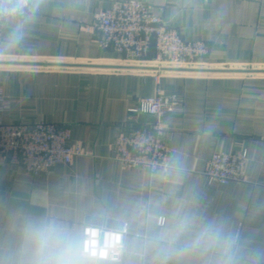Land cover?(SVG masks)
Instances as JSON below:
<instances>
[{"label":"crops","instance_id":"0c3cea01","mask_svg":"<svg viewBox=\"0 0 264 264\" xmlns=\"http://www.w3.org/2000/svg\"><path fill=\"white\" fill-rule=\"evenodd\" d=\"M116 0H39L18 43L0 22V88L6 121L71 129L85 154L31 177L0 166V264H56L41 242L55 230L82 247L86 224L127 223L120 262L80 264H264V0H143L185 40L210 55L196 66H158L105 50L88 31ZM160 88L180 104L168 115L171 168L151 173L111 158L138 100ZM244 148L247 181L210 182L215 150Z\"/></svg>","mask_w":264,"mask_h":264},{"label":"built area","instance_id":"2783aa9c","mask_svg":"<svg viewBox=\"0 0 264 264\" xmlns=\"http://www.w3.org/2000/svg\"><path fill=\"white\" fill-rule=\"evenodd\" d=\"M4 22V21H0ZM87 29L105 50L125 59L145 60L151 52L158 66L203 64L210 55V46L202 40H185L180 31L157 14L154 6L143 0H116L112 6L94 15ZM176 94L160 88L153 96L138 100L135 114H148L153 124L129 122L111 146V158L126 168H143L151 173H167L168 159L166 122L180 104ZM11 100L0 88V166L14 165L28 176H48L57 164H70L85 154L80 144L71 143V129L54 122L6 121ZM248 153L244 148L215 150L205 168L210 182L221 185L247 181ZM127 223L119 227L86 224L83 227L81 253L99 260L120 262L125 252Z\"/></svg>","mask_w":264,"mask_h":264},{"label":"clouds","instance_id":"9594fccd","mask_svg":"<svg viewBox=\"0 0 264 264\" xmlns=\"http://www.w3.org/2000/svg\"><path fill=\"white\" fill-rule=\"evenodd\" d=\"M39 9V0H0V21L6 22L11 31L9 39L18 43L25 35V27ZM45 246L57 253L56 264H80L81 249L78 241L59 235L55 230L41 237Z\"/></svg>","mask_w":264,"mask_h":264},{"label":"water","instance_id":"95a60500","mask_svg":"<svg viewBox=\"0 0 264 264\" xmlns=\"http://www.w3.org/2000/svg\"><path fill=\"white\" fill-rule=\"evenodd\" d=\"M252 72H264V70H250ZM139 123L141 124H153L155 122V118L151 115L141 113L139 114Z\"/></svg>","mask_w":264,"mask_h":264}]
</instances>
